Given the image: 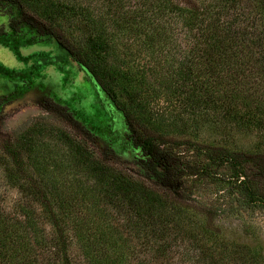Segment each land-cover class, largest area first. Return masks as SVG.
Wrapping results in <instances>:
<instances>
[{"label": "trees", "instance_id": "1", "mask_svg": "<svg viewBox=\"0 0 264 264\" xmlns=\"http://www.w3.org/2000/svg\"><path fill=\"white\" fill-rule=\"evenodd\" d=\"M131 1L99 0V8L92 0H0L17 9L18 19L8 21L14 32L25 23L71 55L113 129L140 156L138 163L152 180L121 173L86 152L81 154L95 176L92 186L82 184L74 194L46 188L30 172L33 166L23 153L27 148L4 132L0 120V150L14 168V178H22L19 188L40 206L38 214L31 207L22 209V220L0 209V264H38L36 246H45L46 264H69L70 237L86 264H159L169 261L170 243L176 247L200 241L207 250L186 254L189 261L191 256L197 264H224L236 250L219 245L210 210L191 198L186 203L182 188L188 179L190 191L219 180L236 189L244 208L264 213V0H140L134 8ZM173 18L190 34V77H180L181 70L172 76L176 85L179 78L182 86L190 81V140L172 138L164 126L138 113L126 98V74L116 66L105 67L121 36H133L132 43L141 38V44L152 47L165 39ZM110 25L115 27L112 34ZM47 102L70 126L90 134L66 106ZM203 123L217 131L220 126L255 133L258 149L234 150L200 140ZM180 149L190 159L181 157ZM222 168L227 172L223 178ZM43 226L48 232L32 240ZM137 237L147 260L138 257L132 242Z\"/></svg>", "mask_w": 264, "mask_h": 264}, {"label": "rangeland", "instance_id": "2", "mask_svg": "<svg viewBox=\"0 0 264 264\" xmlns=\"http://www.w3.org/2000/svg\"><path fill=\"white\" fill-rule=\"evenodd\" d=\"M92 2L93 7L100 8L99 0ZM140 2L132 0L130 5L139 7ZM18 17L15 7L0 4V69L9 72L0 71V120L4 132L18 138L27 148L23 153L33 166L30 172L35 171V176L40 177L46 188L74 194L81 191L82 184H94L92 169L87 170L88 163L81 154L90 153L121 173L146 183L152 181L146 178L150 175L138 163L140 156L132 152L128 141L113 129L90 82L71 55L50 36L37 33L25 23L14 32L8 21ZM168 22L165 39L152 47L141 44V38L139 43H132L133 36H121V44L105 58V67L116 66L126 74L129 81L125 84L126 98L138 113L164 126L172 133V138L190 140V81L185 86L179 85L182 78L177 80L178 85L172 82V76L179 70L182 71L180 77H190L186 76L190 72V34L176 19ZM72 32L79 37V32ZM108 32L114 33L115 27L110 25ZM49 99L66 106L90 134L73 128L61 113L52 111L47 102ZM201 126L200 140L234 150L258 149L255 133L220 126L217 131L209 123ZM177 151L181 157L190 159L187 150ZM13 169L0 150V209L8 217L22 220V209L31 207L38 214L40 206L19 188L18 184L23 180L14 178ZM219 173L221 178L227 175L225 168ZM188 181L182 188L186 203L190 204L191 198L203 209L210 210L214 227L219 230V245L236 250L226 256L224 264H264L263 211L244 208L237 201L236 189L219 180L197 185L191 191ZM198 221L205 225L203 217H198ZM43 230L48 232L49 229L38 227L32 240L37 241L44 234ZM141 241L137 237L132 242L140 260H147L148 252L141 247ZM188 244L183 242L174 247L170 243L173 252L168 255L169 261L159 264H197L191 256L189 261L186 254L197 256V250H207L206 243ZM33 251L38 264H46L45 246H36ZM68 258L69 264H86L73 237H70ZM198 264L209 263L202 260Z\"/></svg>", "mask_w": 264, "mask_h": 264}]
</instances>
